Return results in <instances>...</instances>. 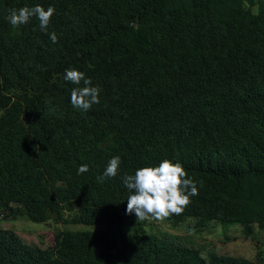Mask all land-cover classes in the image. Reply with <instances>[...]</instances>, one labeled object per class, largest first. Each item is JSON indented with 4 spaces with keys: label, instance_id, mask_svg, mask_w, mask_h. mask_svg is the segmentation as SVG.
<instances>
[{
    "label": "trees",
    "instance_id": "obj_1",
    "mask_svg": "<svg viewBox=\"0 0 264 264\" xmlns=\"http://www.w3.org/2000/svg\"><path fill=\"white\" fill-rule=\"evenodd\" d=\"M36 5L55 9L47 32L10 24ZM70 68L101 90L87 112ZM164 160L198 188L165 220L264 230V0H0V264H264L124 230L122 177ZM19 218L104 230L42 248L3 228Z\"/></svg>",
    "mask_w": 264,
    "mask_h": 264
},
{
    "label": "clouds",
    "instance_id": "obj_2",
    "mask_svg": "<svg viewBox=\"0 0 264 264\" xmlns=\"http://www.w3.org/2000/svg\"><path fill=\"white\" fill-rule=\"evenodd\" d=\"M55 9L49 6L47 9L40 5L34 7H22L9 9L8 20L14 27L27 24L31 18L39 21L41 30L47 32ZM53 43L58 42L55 32L51 33ZM64 79L70 81L76 87L71 92V105L84 112L89 111L94 104L100 102V88L92 86V81L85 74L74 68L66 69ZM38 149V148H37ZM121 160L119 156L113 157L103 173L98 176L99 182L114 178L118 175ZM89 170L88 165H81L79 174ZM125 188L129 191L127 198L128 215L135 214L138 221L152 218L162 220L170 215H179L190 203V197L198 195L196 183L187 178V173L180 163L170 160L162 161L157 167H143L135 171V174H126L122 177Z\"/></svg>",
    "mask_w": 264,
    "mask_h": 264
},
{
    "label": "rangeland",
    "instance_id": "obj_3",
    "mask_svg": "<svg viewBox=\"0 0 264 264\" xmlns=\"http://www.w3.org/2000/svg\"><path fill=\"white\" fill-rule=\"evenodd\" d=\"M257 11V8H254ZM136 224L137 226H132ZM3 228L16 232L26 243L42 248H52L55 237L61 231H102L101 226L65 225L51 220L47 223H34L25 218L4 220ZM128 233H154L159 237L183 246L192 247L201 252L204 257L215 252L219 255H229L254 261L257 255L264 258V230L255 228L250 238H246L238 224H221L211 222L200 226L193 220L173 223L162 219L138 221L135 215L127 219L124 229Z\"/></svg>",
    "mask_w": 264,
    "mask_h": 264
}]
</instances>
